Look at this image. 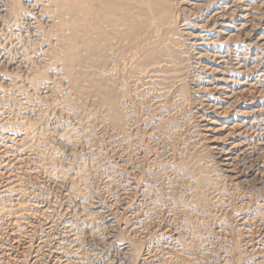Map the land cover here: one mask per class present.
<instances>
[{
	"label": "rangeland",
	"instance_id": "rangeland-1",
	"mask_svg": "<svg viewBox=\"0 0 264 264\" xmlns=\"http://www.w3.org/2000/svg\"><path fill=\"white\" fill-rule=\"evenodd\" d=\"M0 264H264V0H0Z\"/></svg>",
	"mask_w": 264,
	"mask_h": 264
},
{
	"label": "bare ground",
	"instance_id": "bare-ground-1",
	"mask_svg": "<svg viewBox=\"0 0 264 264\" xmlns=\"http://www.w3.org/2000/svg\"><path fill=\"white\" fill-rule=\"evenodd\" d=\"M89 4V3H88ZM225 87V86H224ZM221 91V90H220ZM228 96V95H227ZM222 153V152H221ZM226 160V159H225ZM18 164V163H17Z\"/></svg>",
	"mask_w": 264,
	"mask_h": 264
}]
</instances>
